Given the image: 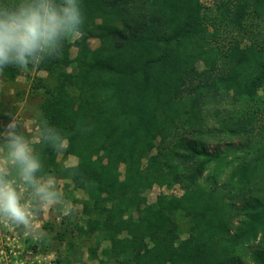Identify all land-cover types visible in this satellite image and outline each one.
<instances>
[{"label":"trees","instance_id":"1","mask_svg":"<svg viewBox=\"0 0 264 264\" xmlns=\"http://www.w3.org/2000/svg\"><path fill=\"white\" fill-rule=\"evenodd\" d=\"M80 2L77 39L0 78L45 73L29 89L66 146L33 144L42 174L85 194L75 229L97 236L89 257L264 264V0ZM154 186L180 194L147 203Z\"/></svg>","mask_w":264,"mask_h":264},{"label":"clouds","instance_id":"2","mask_svg":"<svg viewBox=\"0 0 264 264\" xmlns=\"http://www.w3.org/2000/svg\"><path fill=\"white\" fill-rule=\"evenodd\" d=\"M80 0H0V69L27 68L58 55L82 34ZM41 144L56 153L66 139L32 109ZM14 117L0 127V221L31 232L36 210L63 203L54 176L42 174L39 152ZM70 211V209H67Z\"/></svg>","mask_w":264,"mask_h":264},{"label":"rangeland","instance_id":"3","mask_svg":"<svg viewBox=\"0 0 264 264\" xmlns=\"http://www.w3.org/2000/svg\"><path fill=\"white\" fill-rule=\"evenodd\" d=\"M90 45L94 48L97 42L91 41ZM74 53L75 49L72 48L71 54ZM34 76L44 78L45 73H27L22 69L13 82H5L0 78V127L5 120L4 116H10V120L14 117L23 125L21 130L33 143L38 141V129L31 118L32 109L37 108L39 102V98H34L29 89ZM225 144V140L221 143L211 141L209 148H223ZM57 161L61 166L75 163L72 157L63 161L61 154ZM55 179L63 203L36 210L32 217L31 232L0 221V264H99L89 257V249L94 247L97 236L80 237L75 229V226L83 223L80 214L84 192L74 189L66 179ZM159 194L179 195L180 190L177 186L172 189L154 186L145 193L147 203H152ZM70 229L72 234L68 232ZM184 237L185 234L182 235ZM243 261L247 264L250 262L246 254Z\"/></svg>","mask_w":264,"mask_h":264}]
</instances>
